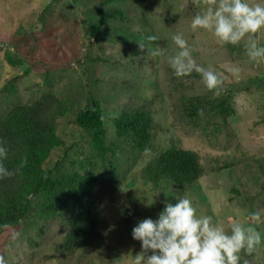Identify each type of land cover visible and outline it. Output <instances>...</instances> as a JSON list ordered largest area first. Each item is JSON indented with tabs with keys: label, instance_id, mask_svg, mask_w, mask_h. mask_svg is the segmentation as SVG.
I'll list each match as a JSON object with an SVG mask.
<instances>
[{
	"label": "rangeland",
	"instance_id": "obj_1",
	"mask_svg": "<svg viewBox=\"0 0 264 264\" xmlns=\"http://www.w3.org/2000/svg\"><path fill=\"white\" fill-rule=\"evenodd\" d=\"M202 5L203 0H0V117L47 92L69 102L70 110L56 119L63 143L43 166L60 162L65 171H82L79 162L91 161L87 167L96 182L87 206L99 224L88 247L66 252L59 244L68 220L45 221L29 212L0 235L7 264H134L141 251L131 234L134 225L157 218L166 199L175 203L185 196L198 215L213 216L228 231L239 221L264 239V60H250L244 41L220 45L211 32L193 31L191 20ZM103 11L115 16L103 18ZM176 33H183L197 63L223 81L220 95L206 88L199 73L174 74L167 57L177 50ZM149 35L158 39L148 41ZM257 35L264 44V30ZM91 97L101 102L112 146L103 158L74 120ZM141 109L152 117L151 140L143 149L129 136L118 137L113 123L122 111ZM172 146L198 152L203 172L188 185L165 178L155 185L143 167ZM256 212L259 220L252 219ZM240 255V264H264V242Z\"/></svg>",
	"mask_w": 264,
	"mask_h": 264
},
{
	"label": "trees",
	"instance_id": "obj_2",
	"mask_svg": "<svg viewBox=\"0 0 264 264\" xmlns=\"http://www.w3.org/2000/svg\"><path fill=\"white\" fill-rule=\"evenodd\" d=\"M101 14L103 18L115 16L105 11ZM69 110L67 100L47 92L30 104L14 105L0 117V138L9 149L5 163L12 170L19 169L14 176L0 180V235L7 228H15L29 212L45 221L56 217L68 220V229L59 244L66 252L88 247L97 234L95 209L87 206L96 182L94 172L87 167L91 161L79 162L82 171H65L60 162L43 166L51 150L63 143L56 133V119ZM74 120L88 132L93 151L105 157L112 146L106 142L100 100L88 98L74 112ZM113 123L116 135L131 137L135 148L143 149L150 143L149 111H122ZM143 172L155 185L165 178L184 186L197 180L203 168L198 152L172 146L148 162Z\"/></svg>",
	"mask_w": 264,
	"mask_h": 264
},
{
	"label": "clouds",
	"instance_id": "obj_3",
	"mask_svg": "<svg viewBox=\"0 0 264 264\" xmlns=\"http://www.w3.org/2000/svg\"><path fill=\"white\" fill-rule=\"evenodd\" d=\"M190 27L193 31L211 32L220 45H237L244 41L250 60H264V44L257 35L264 30V0H203ZM146 39L155 41L158 37L149 35ZM172 39L177 50L167 57V62L174 74L188 77L193 72L199 73L206 88L220 95L223 81L211 67L197 63L183 33L174 34ZM156 54L153 51V55ZM199 113L203 115V109ZM8 158L9 149L0 138V180L19 171L7 167ZM252 219L259 220L260 213H252ZM131 234L141 244L134 264H240L242 251L250 254L264 242L261 232L254 227L234 221L228 231L222 222H214L213 216L198 215L187 196L176 198L175 203L166 199L157 218L141 219ZM15 235L18 234L13 238ZM0 264H7L3 256H0Z\"/></svg>",
	"mask_w": 264,
	"mask_h": 264
}]
</instances>
